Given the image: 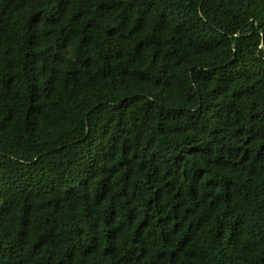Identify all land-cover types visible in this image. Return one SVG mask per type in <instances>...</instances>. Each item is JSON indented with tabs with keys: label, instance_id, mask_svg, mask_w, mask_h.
Listing matches in <instances>:
<instances>
[{
	"label": "trees",
	"instance_id": "16d2710c",
	"mask_svg": "<svg viewBox=\"0 0 264 264\" xmlns=\"http://www.w3.org/2000/svg\"><path fill=\"white\" fill-rule=\"evenodd\" d=\"M0 264H264V0H0Z\"/></svg>",
	"mask_w": 264,
	"mask_h": 264
}]
</instances>
